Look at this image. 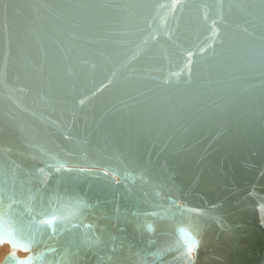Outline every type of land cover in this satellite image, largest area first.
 Masks as SVG:
<instances>
[{
	"label": "water",
	"instance_id": "95a60500",
	"mask_svg": "<svg viewBox=\"0 0 264 264\" xmlns=\"http://www.w3.org/2000/svg\"><path fill=\"white\" fill-rule=\"evenodd\" d=\"M259 204L264 0H0L2 264H264Z\"/></svg>",
	"mask_w": 264,
	"mask_h": 264
},
{
	"label": "snow or ice",
	"instance_id": "6c2138e0",
	"mask_svg": "<svg viewBox=\"0 0 264 264\" xmlns=\"http://www.w3.org/2000/svg\"><path fill=\"white\" fill-rule=\"evenodd\" d=\"M127 119H129L131 121L134 118L131 115H129L127 117ZM143 138H144L143 135L139 136L138 141L143 139ZM60 168H64V165L61 164ZM60 168H57L56 171H60ZM64 170L66 172H69V173H78V174H83V175H88V176L110 178L108 175L107 169H105L102 172H92V171H89L88 169H85V168H79V169L64 168ZM112 172H113V174H115L114 169L112 170ZM257 211L260 213L261 223L264 224V204H259L257 206ZM48 223L51 224L52 221L49 220ZM148 230L151 231V226H148ZM9 234H11V233H9ZM181 235H186V233H184L183 229H181ZM198 245H199V242L197 240H192L191 243L188 245V249H187L188 253H191L194 249H197ZM19 264H30V261H20ZM193 264H194V262H193Z\"/></svg>",
	"mask_w": 264,
	"mask_h": 264
},
{
	"label": "rangeland",
	"instance_id": "374dc122",
	"mask_svg": "<svg viewBox=\"0 0 264 264\" xmlns=\"http://www.w3.org/2000/svg\"><path fill=\"white\" fill-rule=\"evenodd\" d=\"M0 257L3 255V253L6 251V247H0Z\"/></svg>",
	"mask_w": 264,
	"mask_h": 264
},
{
	"label": "clouds",
	"instance_id": "9594fccd",
	"mask_svg": "<svg viewBox=\"0 0 264 264\" xmlns=\"http://www.w3.org/2000/svg\"><path fill=\"white\" fill-rule=\"evenodd\" d=\"M0 264H2V257H0Z\"/></svg>",
	"mask_w": 264,
	"mask_h": 264
},
{
	"label": "bare ground",
	"instance_id": "6f19581e",
	"mask_svg": "<svg viewBox=\"0 0 264 264\" xmlns=\"http://www.w3.org/2000/svg\"><path fill=\"white\" fill-rule=\"evenodd\" d=\"M3 247H5V246H3ZM1 250V249H0ZM20 254V253H19Z\"/></svg>",
	"mask_w": 264,
	"mask_h": 264
}]
</instances>
